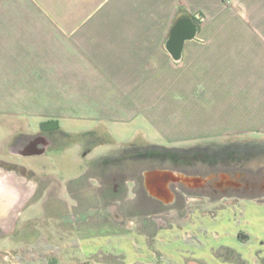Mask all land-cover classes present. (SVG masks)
<instances>
[{"label":"crops","instance_id":"obj_1","mask_svg":"<svg viewBox=\"0 0 264 264\" xmlns=\"http://www.w3.org/2000/svg\"><path fill=\"white\" fill-rule=\"evenodd\" d=\"M13 111L93 143L89 161L264 137V0H0V112Z\"/></svg>","mask_w":264,"mask_h":264},{"label":"rangeland","instance_id":"obj_2","mask_svg":"<svg viewBox=\"0 0 264 264\" xmlns=\"http://www.w3.org/2000/svg\"><path fill=\"white\" fill-rule=\"evenodd\" d=\"M37 116L38 113L22 111L0 112V167L32 185V196L12 228L0 230V264H152L148 244L136 235L152 229L139 226L125 229L113 224L111 230H102L103 233L97 226L91 236L83 233L86 230L82 225L72 227L61 223L62 215L73 213L72 209L61 206V201L71 196V191L69 196L62 194L61 185H69L67 189L72 190L71 180L86 171L89 154L83 156V139L77 137L63 142L68 144L63 159L55 153L31 159L16 154L12 149L16 139L40 133L41 119ZM56 136V133L49 135ZM120 146L105 145L100 153H114ZM140 149L145 151L142 158H129L128 153L134 151L129 149L116 153L119 158L112 155L105 168L113 174L122 170L136 175L150 169L184 172L203 179L204 183L217 178V173L236 174L240 175L235 176L239 182L254 176L264 183V137L237 135L214 143L186 144L179 148L155 146V149L141 145ZM24 168L31 170L24 172ZM71 185L75 188L81 183ZM128 187L126 198L134 199L132 186ZM36 189L38 192L33 197ZM169 189L172 192L170 186ZM197 198L187 195L162 210L161 217L172 227L170 232L181 233L172 235L163 231L159 241H155V247L168 259L166 264H185L181 257L187 258V264H234L232 252L226 248L240 254L247 264H264V189L218 202ZM102 218L105 216L93 220L98 225ZM32 231L41 234L36 238L31 235L27 239L23 236L10 239L13 232Z\"/></svg>","mask_w":264,"mask_h":264},{"label":"flooded vegetation","instance_id":"obj_3","mask_svg":"<svg viewBox=\"0 0 264 264\" xmlns=\"http://www.w3.org/2000/svg\"><path fill=\"white\" fill-rule=\"evenodd\" d=\"M181 27L182 26H177L174 29L173 37L180 31ZM53 133L58 134V136L50 138L49 135H52ZM36 136H39L40 138L36 141L31 140L23 145V150L21 151L23 152L21 155H25L23 158H37L39 155L45 156L48 153H55L60 156L59 159L64 157L63 151L68 147V144L64 145L63 142L70 138H67L56 131H43L42 129H40V133ZM23 137L24 136L16 139L14 142L15 146L21 142ZM92 144L93 143L89 144V146ZM89 146H87L84 151V157L90 153L91 147ZM152 148L155 149V147ZM130 150L134 151L128 153L129 158H142L145 153L140 147ZM59 152L62 153L59 154ZM111 159L112 157L108 156L99 158L97 164H102V168L96 165V161H88L86 163L85 173L79 178L71 180L70 187L72 190L67 189L69 185H61L63 187L62 194L69 196V191H71V196H69L70 199L67 198L62 200L61 206L72 209L73 213L71 215H62L59 219L62 224L67 226L74 227L76 225H82V228L86 230V232L84 231L83 233L91 236L96 233L97 226L100 230L99 232L103 233L102 230H111L113 224L125 229H134L138 226L143 229H152L153 231L135 233L148 244V251L151 254L152 264H166L168 260L159 248L155 247V241H159L160 234L163 231L172 235L181 234L170 232L172 227H169V224H167V222L161 217L163 209L175 205L178 199L187 195H195L196 199H198V196L200 198L204 197L218 202L226 200L229 197L253 194L256 190L262 191L264 189V183L260 181V179L257 180L254 176L245 179L243 178L241 182H239L235 180L236 174L231 175V179L227 181L221 178V173H217V178L211 179L210 182L202 184H170V188L175 196V203H166L151 196L145 186V173L159 169L141 171L140 174L136 175L125 173L122 170L113 174L111 169L107 170L105 168V162ZM22 170L24 172H29L31 169L24 168ZM182 174L191 176L184 172H182ZM59 177L62 179V175H59ZM97 177H99V180ZM191 177L196 178L195 175ZM75 182H80L81 185L73 188L71 184ZM129 185L132 186L131 193L134 195L132 201L126 199L130 189V187H128ZM36 192H38V189H36L33 197H35ZM129 203L132 204V206L129 207ZM120 207L126 208V211L122 208L120 209ZM97 216H105L104 219H100L101 223H97L98 225H96V221L93 220ZM40 234L41 233L36 231L13 232L11 233L12 236L10 235V239L20 238V236L27 239L28 237L30 238L31 235L33 238H36ZM225 250L232 252L231 261H235L234 264H247L243 257L236 251L233 250L236 252L234 253L232 249L229 248H226ZM181 259L182 262L187 264L186 257H181ZM222 259L225 258L223 257Z\"/></svg>","mask_w":264,"mask_h":264},{"label":"water","instance_id":"obj_4","mask_svg":"<svg viewBox=\"0 0 264 264\" xmlns=\"http://www.w3.org/2000/svg\"><path fill=\"white\" fill-rule=\"evenodd\" d=\"M39 138L36 135L25 136L12 149L18 154H23L21 152L23 145ZM144 176L149 194L166 203H172L174 200V195L169 189L170 184L194 185L205 182L201 178L189 177L168 170H155L145 173ZM236 177H240V175H236ZM221 178L229 181L231 176L222 175ZM31 188L32 185L25 178L0 167V230L5 231L12 228L13 223L32 196Z\"/></svg>","mask_w":264,"mask_h":264},{"label":"trees","instance_id":"obj_5","mask_svg":"<svg viewBox=\"0 0 264 264\" xmlns=\"http://www.w3.org/2000/svg\"><path fill=\"white\" fill-rule=\"evenodd\" d=\"M41 129L43 131H59V124L56 121H49L41 124Z\"/></svg>","mask_w":264,"mask_h":264}]
</instances>
